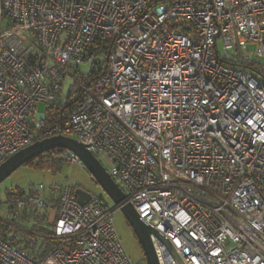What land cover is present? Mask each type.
Here are the masks:
<instances>
[{"label": "built area", "instance_id": "built-area-1", "mask_svg": "<svg viewBox=\"0 0 264 264\" xmlns=\"http://www.w3.org/2000/svg\"><path fill=\"white\" fill-rule=\"evenodd\" d=\"M256 58L264 0H0V163L75 139L169 242L175 256L150 235L158 264H264ZM67 77L66 116L48 124ZM74 189L39 183L7 200L0 264H132L114 210L90 192L78 203Z\"/></svg>", "mask_w": 264, "mask_h": 264}, {"label": "rangeland", "instance_id": "rangeland-1", "mask_svg": "<svg viewBox=\"0 0 264 264\" xmlns=\"http://www.w3.org/2000/svg\"><path fill=\"white\" fill-rule=\"evenodd\" d=\"M218 47H221L220 42H218ZM256 61L259 64H263L264 59L256 58ZM89 70L88 64H81L80 71L82 73H87ZM258 77H263L259 70H254ZM260 72V73H259ZM262 79V78H261ZM74 82L73 78L67 77L63 86L61 97L56 99L55 102H59V99L62 100V104L65 102V97L68 93V90L71 84ZM36 112L39 115L45 113V103L39 102L36 105ZM43 184L44 189L47 193L53 192L58 194L60 191V186L70 185L74 188H82L91 194L101 198L106 206L110 209L113 208V203L107 194L101 189V187L96 183L91 174L87 169L82 166L80 162H66L58 170H51L49 168L45 169H33L28 166H21L15 170L10 176L0 183V216H6V209L8 208V194L17 190H28L33 188L37 184ZM32 217V211L29 216V220ZM18 221V219H17ZM114 227L116 233L120 239L122 247L130 259L132 264H146L144 258V253L140 247V244L134 235L130 225L126 221L120 210H114ZM31 222L26 220H19V226H30Z\"/></svg>", "mask_w": 264, "mask_h": 264}, {"label": "water", "instance_id": "water-1", "mask_svg": "<svg viewBox=\"0 0 264 264\" xmlns=\"http://www.w3.org/2000/svg\"><path fill=\"white\" fill-rule=\"evenodd\" d=\"M55 148L68 150L77 156L81 164L91 174L96 183L111 199L113 203L112 209H117L122 212L140 244L144 253L146 264H158L150 235H154L160 239L175 256L174 250L170 246L167 239L139 218L133 206L124 201L125 196L123 191L115 180L108 174L99 160L82 143L76 141L75 139L64 136H52L35 141L34 143L13 153L0 163V183L30 159ZM74 193L78 203L80 204H85L91 197L88 191L79 187L74 189Z\"/></svg>", "mask_w": 264, "mask_h": 264}, {"label": "trees", "instance_id": "trees-1", "mask_svg": "<svg viewBox=\"0 0 264 264\" xmlns=\"http://www.w3.org/2000/svg\"><path fill=\"white\" fill-rule=\"evenodd\" d=\"M68 106V102H64V104H62V102L51 104V106L48 107L47 123L60 122L64 119ZM63 153L64 149H51L30 159L23 166H28L33 169L49 168L51 170H58L63 164L68 162L64 158ZM23 193L24 191L16 189L14 192L8 194V200H11L14 196L22 195ZM40 230H43V228L40 227Z\"/></svg>", "mask_w": 264, "mask_h": 264}, {"label": "crops", "instance_id": "crops-1", "mask_svg": "<svg viewBox=\"0 0 264 264\" xmlns=\"http://www.w3.org/2000/svg\"><path fill=\"white\" fill-rule=\"evenodd\" d=\"M20 220H28V219H26L23 215H20ZM26 227H28L27 225H25Z\"/></svg>", "mask_w": 264, "mask_h": 264}]
</instances>
